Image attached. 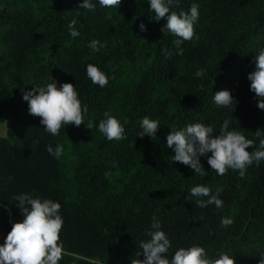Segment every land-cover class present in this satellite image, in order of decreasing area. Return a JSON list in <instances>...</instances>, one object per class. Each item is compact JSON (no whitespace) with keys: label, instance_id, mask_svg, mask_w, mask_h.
Returning <instances> with one entry per match:
<instances>
[{"label":"trees","instance_id":"obj_1","mask_svg":"<svg viewBox=\"0 0 264 264\" xmlns=\"http://www.w3.org/2000/svg\"><path fill=\"white\" fill-rule=\"evenodd\" d=\"M92 2L90 11L79 8L83 0H0V125H10L0 138L4 230L8 234L22 222L15 196L27 193L61 204V264H130L142 253L141 241L150 239L153 216L171 241L162 254L169 260L178 249L198 245L213 259L226 252L236 264H259L264 160L243 177L231 169L220 176L207 163L209 152L200 157L207 172L201 175L173 161L166 137L193 123L211 126L218 136L228 120L230 131L254 141L248 151L259 148L264 133H255L264 132V110L248 75L264 50V0H179L172 11L199 6L195 35L179 47L173 43L179 38L164 28L166 18L155 20L150 0H121L115 8ZM72 20L76 38L70 35ZM92 40L104 47L93 52ZM89 64L108 76L105 87L88 78ZM198 70L204 75L197 77ZM52 80L57 87L73 84L88 105L84 124L64 125L57 136L30 115L22 95ZM221 90L237 102L231 110L214 102ZM105 112L121 122L126 139L109 141L99 132ZM145 116L159 121L156 138L138 137ZM57 144L64 147L59 158L47 151ZM198 185L212 195L219 191L223 207H198V200L209 199L191 195ZM222 217L234 223L221 227Z\"/></svg>","mask_w":264,"mask_h":264},{"label":"clouds","instance_id":"obj_2","mask_svg":"<svg viewBox=\"0 0 264 264\" xmlns=\"http://www.w3.org/2000/svg\"><path fill=\"white\" fill-rule=\"evenodd\" d=\"M98 3L102 8H115L120 6L121 0H98ZM178 4L179 0H150V10L155 14V20L166 18L164 28L166 27L170 33L179 38L173 41L177 47L183 41L192 40L195 35L194 24L199 18L197 4L193 3L188 12L172 11L171 8L177 7ZM95 7L92 0H83L79 5V8L90 11ZM107 18L111 19V15L109 14ZM75 24L76 20H72L69 24L70 35L73 38L80 35L74 27ZM140 29L146 31V26L141 24ZM88 46L93 52H98L104 47L99 40L90 41ZM182 51L183 49L181 54ZM254 64L255 71L248 75V80L251 82L250 90L260 98L258 108L264 110V50L255 56ZM203 75V70L196 72L197 77ZM87 76L93 84L101 88L108 84V76L95 65H87ZM22 95L28 102L30 115L40 117L44 130L53 136L59 135L64 125L79 127L84 124L88 105H82L78 92L71 83L57 87V82L52 80L46 88H32L31 91H24ZM214 102L229 110L233 103H237L228 90L217 92L214 95ZM104 115L106 119L99 122V132L109 141L126 139L121 122L108 112ZM229 123L228 120L223 122L218 136L212 135L211 126L202 123H193L180 130H171L166 137L167 147L173 149L175 153L171 158L174 162L190 167L195 173L207 175L200 163V157L210 152L211 156L207 163L217 175L223 176L231 169L238 171L243 177L249 166L264 160V139H260L258 149L250 152L248 149L254 146V141L247 139L243 131H230ZM86 127L91 129L93 122L90 120ZM141 128L143 131L138 137L148 136L153 139L156 138L160 124L158 120L145 116L142 118ZM262 133L264 132L257 130L255 135L260 137ZM47 151L59 158L64 152V147L60 144L54 149L48 146ZM190 193L195 197H209L207 201L198 200V207H207L210 204H214L217 208L223 207L219 191L216 195H212L209 187L198 185L192 187ZM15 200L23 220L13 223L4 244L0 246V264H58L65 254L64 246L60 242V232L63 227V219L59 214L61 204L51 199L33 198L27 193L16 195ZM152 221V231L147 233L150 239L141 241L142 253H137L136 258H131L130 264H236L234 258L226 252L219 253L218 258L213 259L207 256L204 247L198 245L178 249L169 260L162 254L168 253L171 241L161 230V224L155 216L152 217ZM233 223L231 217L221 218V227L227 228ZM141 255L144 256L143 260L139 259ZM259 264H264V253L260 255Z\"/></svg>","mask_w":264,"mask_h":264},{"label":"water","instance_id":"obj_3","mask_svg":"<svg viewBox=\"0 0 264 264\" xmlns=\"http://www.w3.org/2000/svg\"><path fill=\"white\" fill-rule=\"evenodd\" d=\"M9 127L10 125L8 122L5 124V129L0 126V138H6ZM6 237L7 235L4 233L3 229L0 226V246L4 244Z\"/></svg>","mask_w":264,"mask_h":264},{"label":"flooded vegetation","instance_id":"obj_4","mask_svg":"<svg viewBox=\"0 0 264 264\" xmlns=\"http://www.w3.org/2000/svg\"><path fill=\"white\" fill-rule=\"evenodd\" d=\"M0 226H1V228L3 229V231H4V233L7 235V233H6V231L4 230V228H3V226H2V224L0 223ZM58 264H61L60 262H58Z\"/></svg>","mask_w":264,"mask_h":264},{"label":"rangeland","instance_id":"obj_5","mask_svg":"<svg viewBox=\"0 0 264 264\" xmlns=\"http://www.w3.org/2000/svg\"><path fill=\"white\" fill-rule=\"evenodd\" d=\"M1 127H3L5 129V125H0Z\"/></svg>","mask_w":264,"mask_h":264}]
</instances>
